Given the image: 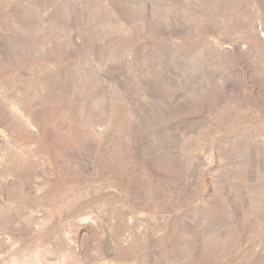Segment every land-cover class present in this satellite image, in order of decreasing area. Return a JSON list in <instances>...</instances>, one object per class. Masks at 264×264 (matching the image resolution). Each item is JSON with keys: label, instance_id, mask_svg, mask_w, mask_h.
I'll list each match as a JSON object with an SVG mask.
<instances>
[{"label": "rangeland", "instance_id": "374dc122", "mask_svg": "<svg viewBox=\"0 0 264 264\" xmlns=\"http://www.w3.org/2000/svg\"><path fill=\"white\" fill-rule=\"evenodd\" d=\"M0 264H264V0H0Z\"/></svg>", "mask_w": 264, "mask_h": 264}]
</instances>
